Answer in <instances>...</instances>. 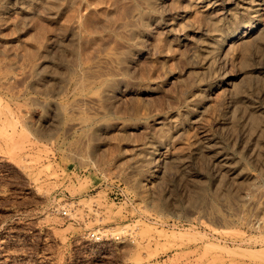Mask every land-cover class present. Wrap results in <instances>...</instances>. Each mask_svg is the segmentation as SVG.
Returning a JSON list of instances; mask_svg holds the SVG:
<instances>
[{
	"label": "rangeland",
	"instance_id": "374dc122",
	"mask_svg": "<svg viewBox=\"0 0 264 264\" xmlns=\"http://www.w3.org/2000/svg\"><path fill=\"white\" fill-rule=\"evenodd\" d=\"M209 1L0 0V264H264V32L210 51L264 0Z\"/></svg>",
	"mask_w": 264,
	"mask_h": 264
},
{
	"label": "bare ground",
	"instance_id": "6f19581e",
	"mask_svg": "<svg viewBox=\"0 0 264 264\" xmlns=\"http://www.w3.org/2000/svg\"><path fill=\"white\" fill-rule=\"evenodd\" d=\"M14 1V0H13ZM146 1V0H145ZM164 1V0H163ZM212 1V0H211ZM211 1H209V2H211ZM256 1V0H255ZM257 1H259L260 2V0H257ZM263 0H261V2H262ZM11 2V1H10ZM33 2H35V1H33ZM214 2V1H213ZM215 2H217V0L215 1ZM214 2V3H215ZM222 2V1H221ZM246 2L248 3V4H250L251 2H253V0H246ZM12 3H14V2H12ZM19 3V2H18ZM77 3V2H76ZM84 3V2H83ZM85 3H87V1L85 2ZM164 3V2H163ZM202 3V2H201ZM207 3V2H206ZM240 3V2H239ZM242 3V2H241ZM20 4H21V2H20ZM79 4V3H78ZM77 4V5H78ZM199 4V3H198ZM260 4H262L263 6H259V7H256L255 5L254 6H252V5H248L247 7L248 8H250V10H252V15H251V17H250V19L247 21V22H245V24L242 26V31L240 32L239 31V29L237 30V33H236V30H234V29H230V30H228V31H226L225 33H223L222 35H220L221 36V38H219L220 40H221V42L219 43V45L217 44V45H213V46H211V52L212 53H214V55H220V53H227V52H229L232 48H234L235 46H238V45H241V44H245V43H248L253 37H256V36H258V34H260L261 32H264V20H263V14H264V3H260ZM7 5H8V3H7ZM85 5V4H84ZM206 5V4H205ZM19 6V5H18ZM32 6V5H31ZM37 6H39V5H37ZM210 6V5H209ZM212 6V5H211ZM224 6V5H223ZM251 6V7H250ZM13 7H14V5H13ZM16 7H17V5H16ZM205 7H208V6H205ZM246 7V8H247ZM214 8V7H213ZM240 8H242V7H240ZM14 9H15V7H14ZM84 9V8H83ZM94 9V8H93ZM211 9V8H210ZM218 9V8H217ZM8 10V9H7ZM90 10V9H89ZM20 11H21V9H20ZM88 11V10H87ZM93 11V10H92ZM206 10H204V12H205ZM214 11H216V10H214ZM244 11V10H243ZM6 12V11H5ZM23 12V11H22ZM46 12V11H45ZM187 12V11H186ZM26 13V12H25ZM24 13V14H25ZM28 14H30L29 12H27ZM92 13V12H91ZM2 14V13H1ZM19 14V13H18ZM23 14V13H22ZM47 14V13H46ZM51 14V13H50ZM62 14V13H61ZM187 14V13H186ZM202 14L204 15V13L202 12ZM25 15H27V14H25ZM58 15V14H57ZM60 15V14H59ZM181 15V14H180ZM77 16V15H76ZM205 16V15H204ZM233 16V15H232ZM56 17H58V16H56ZM186 17V16H185ZM184 17V18H185ZM77 18H78V16L76 17V19L75 20H77ZM208 18V17H207ZM79 19V18H78ZM206 19V18H205ZM74 20V21H75ZM136 20V19H135ZM182 20V19H181ZM183 20H185V19H183ZM215 20V19H214ZM180 21V20H179ZM228 21V20H227ZM187 23V22H186ZM212 23V22H211ZM85 24V23H84ZM87 24H89V23H87ZM190 24V23H189ZM71 25H73V24H71ZM178 25V24H177ZM223 25H224V23H223ZM83 26V25H82ZM71 27V26H70ZM216 28V27H215ZM75 29V28H74ZM82 29V28H81ZM83 29H84V27H83ZM132 29V28H131ZM181 29V28H180ZM128 30V29H127ZM176 30V29H175ZM82 31H84V30H82ZM181 31V30H180ZM210 31V30H209ZM191 32V31H190ZM80 33V32H79ZM84 33H86V32H84ZM187 33V32H186ZM82 34V33H81ZM93 34V33H92ZM183 34V33H182ZM192 34V33H191ZM146 35V34H145ZM212 35V34H211ZM87 37H88V35H86ZM210 36V35H209ZM214 36H215V34H213V37H212V39L214 38ZM53 37V36H52ZM69 37V36H68ZM188 37V36H187ZM190 37V36H189ZM83 38H85V36L83 37ZM127 38V37H126ZM189 39V38H188ZM208 39V38H207ZM52 43V42H51ZM125 44V43H124ZM129 44V43H128ZM215 44V43H214ZM131 45V44H130ZM56 46V45H55ZM49 47V46H48ZM52 47V46H51ZM58 47V46H57ZM263 47V46H262ZM54 48V47H53ZM209 48V47H208ZM263 51H264V49H263ZM44 52V51H43ZM206 52V51H205ZM204 52V53H205ZM208 52V51H207ZM69 53V52H68ZM205 55V54H204ZM237 55V54H236ZM73 56V55H72ZM240 56H241V54H240ZM202 57V56H201ZM114 58V57H113ZM220 58V57H219ZM218 58V59H219ZM229 58V57H228ZM239 58V57H238ZM238 58H237V60H238ZM73 61H74V59H72ZM80 60V59H79ZM208 60H210V59H208ZM207 60V62H209ZM220 60V59H219ZM223 60V59H222ZM230 60V59H229ZM18 61V60H17ZM72 61V62H73ZM221 61V60H220ZM99 62V61H98ZM215 62V61H214ZM224 62V61H223ZM227 62V61H226ZM230 62V61H229ZM9 63V62H8ZM21 63H23V62H21ZM43 63H44V61H43ZM79 63V62H78ZM218 63V62H217ZM238 63V62H237ZM15 64V63H14ZM51 64V63H50ZM97 64V63H96ZM8 65V64H7ZM22 66V65H21ZM3 67V66H2ZM30 67V66H29ZM28 67V68H29ZM53 67V66H52ZM77 67H78V65H77ZM91 67H93V66H91ZM90 67V68H91ZM217 67V66H216ZM239 67V66H238ZM25 68V67H24ZM220 68H221V66H220ZM259 68V67H258ZM263 68V67H262ZM262 68H260V69H262ZM63 69H65L64 67H63ZM62 69V70H63ZM71 69V68H70ZM79 69V68H78ZM81 69H83L82 67H81ZM202 69V68H201ZM205 69H206V67H205ZM256 69V68H255ZM11 70V69H10ZM72 70H74L73 68H72ZM79 71H81V70H79ZM92 71V70H91ZM96 71V70H95ZM106 71V70H105ZM219 71V70H218ZM258 71V70H257ZM27 72H30V70H28ZM97 72H100V70L99 71H96V74H97ZM102 72V71H101ZM240 72V71H239ZM243 72V71H242ZM256 72V71H255ZM263 72V71H262ZM15 73V72H14ZM32 73H34L33 71H32ZM106 73H108V72H106ZM106 73H103V74H105L106 75ZM116 73V72H115ZM199 73V72H198ZM244 73V72H243ZM254 73V72H253ZM257 73V72H256ZM258 73H259V71H258ZM26 74V73H25ZM31 74V73H30ZM30 74L28 75V74H26V75H28V76H30ZM91 74V73H90ZM109 74H111V72L109 73ZM119 74V73H118ZM121 74V73H120ZM119 74V75H120ZM212 74V73H211ZM219 74V73H218ZM262 74V73H261ZM11 75V74H10ZM9 75V76H10ZM18 75V74H17ZM36 75V74H35ZM76 75V74H75ZM93 75V74H92ZM118 75V76H119ZM123 75V74H122ZM213 75V74H212ZM221 75V74H220ZM239 75V74H238ZM242 75V74H241ZM264 75V74H263ZM24 77H25V75H23ZM33 76V75H32ZM87 76H88V74H87ZM116 76V75H115ZM262 76V75H261ZM7 77V76H6ZM16 77V76H15ZM24 77L22 78L23 80H24ZM34 77V76H33ZM47 77H48V75H47ZM72 77V76H71ZM96 77V76H95ZM98 77V76H97ZM120 77V76H119ZM228 77H230V76H228ZM225 78L224 79V82L223 83H225L228 87L227 88H225V89H228V88H232V86H233V80L232 79H229V78ZM9 78V77H8ZM14 78V77H13ZM12 78V79H13ZM21 78V77H20ZM73 78V77H72ZM231 78V77H230ZM235 78V77H234ZM3 79V78H2ZM6 79V78H5ZM18 79V78H17ZM21 79V80H22ZM26 79H28V77H26ZM25 79V80H26ZM95 79V78H94ZM221 79V78H220ZM219 79V80H220ZM86 80V79H85ZM84 80V81H85ZM18 81V80H17ZM28 81V80H27ZM49 81V80H48ZM93 81V80H92ZM106 81V80H105ZM20 82H22V81H20ZM32 82H33V80H32ZM35 82V81H34ZM101 82V81H100ZM216 82H218V81H216ZM222 82V81H221ZM27 83V82H26ZM47 83V82H46ZM53 83V82H52ZM55 83V82H54ZM63 83V82H62ZM67 83V82H66ZM89 83H91V81L89 82ZM88 83V84H89ZM2 84V83H1ZM3 84H4V82H3ZM27 84H29V82L27 83ZM65 84V83H64ZM221 84V83H220ZM5 85H6V83H5ZM24 85V84H23ZM30 85V84H29ZM32 85V84H31ZM86 85V84H85ZM223 85V84H222ZM17 86V85H16ZM26 86V85H25ZM57 86V85H56ZM201 86V85H200ZM205 86V85H204ZM203 86V87H204ZM219 85L218 84H216V83H214V84H212L211 86H209V88L210 89H212V88H214V87H218ZM10 87V86H9ZM31 87V86H30ZM89 87V86H88ZM17 88V87H16ZM26 88V87H25ZM57 88V87H56ZM64 86L63 85H61V88H60V90L58 91V93L60 92V93H62L63 91H65L64 90ZM220 88V87H219ZM222 88V87H221ZM12 89V88H11ZM224 89V90H225ZM73 90H74V88H73ZM73 90H71V91H73ZM196 90V89H195ZM208 90V89H207ZM213 90H215V89H213ZM219 90V89H218ZM209 91V90H208ZM217 91V90H216ZM216 91H214V92H216ZM227 91V90H226ZM230 91V90H229ZM16 92V91H15ZM20 92H21V90H20ZM199 92V91H198ZM202 92V91H201ZM210 92H211V90H210ZM213 92V91H212ZM211 92V93H212ZM113 93V92H112ZM207 93V92H206ZM227 93H228V91H227ZM15 94V93H14ZM26 94V93H25ZM13 95V94H12ZM53 95V94H52ZM55 95V94H54ZM58 95V94H57ZM217 95V94H216ZM20 96V95H19ZM207 96H209V94L207 95ZM30 97V96H29ZM28 97V98H29ZM36 97V96H35ZM58 97V96H57ZM190 97V96H189ZM246 97V96H245ZM32 98V97H31ZM51 98V97H50ZM91 98V97H90ZM213 98V97H212ZM30 99V98H29ZM79 99H81V100H83L82 98H79ZM92 99V98H91ZM97 99H98V97H97ZM96 99V100H97ZM249 99V98H248ZM247 99V100H248ZM86 100V99H85ZM94 100V99H93ZM39 101V100H38ZM40 101H41V99H40ZM43 101V100H42ZM41 101V102H42ZM88 101H89V99H88ZM15 102H17V101H15ZM34 102V101H33ZM41 102H40V104H41ZM44 102V101H43ZM46 102V101H45ZM72 102V101H71ZM211 102V101H210ZM241 102V101H240ZM249 102V101H248ZM251 102V101H250ZM249 102V103H250ZM25 103V102H24ZM31 103H32V101H31ZM35 103V105H36V102H34ZM47 103V102H46ZM73 103V102H72ZM109 103V102H108ZM205 103V102H204ZM233 103V102H232ZM237 103V102H236ZM17 104H19V102H17ZM16 104V105H17ZM33 104V103H32ZM54 104V103H53ZM88 104V103H87ZM96 104V103H95ZM235 104V103H234ZM21 105V104H20ZM19 105V106H20ZM24 105V104H23ZM34 105V104H33ZM37 105H38V103H37ZM63 105H65V104H63ZM63 105H61V106H63ZM71 105V104H70ZM69 105V106H70ZM74 105H76V104H74ZM90 105V104H89ZM100 105V104H99ZM98 105V106H99ZM104 105V104H103ZM189 105V104H188ZM192 105V104H191ZM206 105V104H205ZM205 105H203V107L205 106ZM25 106H27V104L25 105ZM83 106V105H82ZM92 106H94V105H92ZM107 106H109L108 104H107ZM193 106V105H192ZM195 106V105H194ZM217 106H219V105H217ZM231 106V105H230ZM229 106V107H230ZM260 105H258V107H259ZM7 107H9L8 105H7ZM6 107V108H7ZM18 107V106H17ZM21 107V106H20ZM20 107L19 108H17V110H20ZM24 107V106H23ZM30 107H33V106H31L30 105ZM86 107L87 106H85V109H86ZM104 107V106H103ZM110 107V106H109ZM183 107V106H182ZM197 107V106H196ZM199 107V106H198ZM233 107V106H232ZM16 108V107H15ZM73 108H74V106H73ZM72 108V109H73ZM79 108H82V107H79ZM84 108V107H83ZM88 108V107H87ZM92 108V107H91ZM95 108V107H94ZM215 108V107H214ZM23 109V108H22ZM55 109V108H54ZM62 109H63V107H62ZM99 109V108H98ZM199 109V108H198ZM258 109V108H257ZM262 109V108H261ZM4 110V109H3ZM39 110H41L40 108H39ZM66 110V109H65ZM95 110V109H94ZM201 110V109H200ZM251 110V109H250ZM260 110V109H259ZM23 111V110H22ZM27 111V110H26ZM30 110H28V112H29ZM77 111V110H76ZM79 111V110H78ZM96 111H97V109H96ZM108 111V110H107ZM186 111V110H185ZM202 111V110H201ZM214 111V110H213ZM232 111V110H231ZM9 112V111H8ZM20 112V111H19ZM100 112H101V110H100ZM106 112V111H105ZM109 112V111H108ZM187 112V111H186ZM185 112V113H186ZM188 112H190V111H188ZM187 112V113H188ZM210 112V111H209ZM251 112V111H250ZM18 113V112H17ZM37 113V112H36ZM53 113V112H52ZM94 113V112H93ZM182 113H184V112H182ZM184 113V114H185ZM212 112H210V114H211ZM215 113H217V112H215ZM229 113V112H228ZM19 114V113H18ZM28 114V113H27ZM38 114V113H37ZM199 114V113H198ZM201 114V113H200ZM209 114V115H210ZM213 114V113H212ZM220 114V113H219ZM240 114V113H239ZM239 114H237V115H239ZM5 115V114H4ZM3 115V116H4ZM7 115V114H6ZM6 115H5V117H6ZM11 115V114H10ZM33 115H35V114H33ZM32 115V117H34ZM103 115V114H102ZM101 115V116H102ZM174 115V114H173ZM188 115V114H187ZM193 115V114H192ZM207 115V114H206ZM209 115H207V116H209ZM216 115V114H215ZM218 115V114H217ZM13 116V115H12ZM43 116V115H42ZM177 116V115H176ZM204 116V115H203ZM207 116H205V117H207ZM16 117H19V116H17V114H16ZM15 117V118H16ZM178 117V116H177ZM183 117V116H182ZM181 117V118H182ZM189 117H191V116H189ZM197 117V116H196ZM211 117V116H210ZM0 118H2L1 116H0ZM23 118V116H21V120L23 121L24 119H22ZM59 118V117H58ZM104 118V117H103ZM175 118V117H174ZM5 119V118H4ZM6 119H8V118H6ZM34 119V118H33ZM50 119V118H49ZM62 119V118H61ZM102 119V118H101ZM113 119V118H112ZM128 119V118H127ZM180 119V118H179ZM193 119V118H192ZM201 119V118H200ZM214 119H216V117L214 118ZM3 120V119H2ZM32 120V119H31ZM35 120V119H34ZM38 120V119H37ZM39 120H40V118H39ZM53 120V119H52ZM80 120V119H79ZM194 120V119H193ZM199 120V119H198ZM25 121V120H24ZM56 121V120H55ZM98 121V120H97ZM134 121H136V120H134ZM139 121V120H138ZM218 121H221V120H218ZM224 121V120H223ZM3 122V121H2ZM1 122V123H2ZM32 122V121H31ZM42 122V121H41ZM47 122H48V120H47ZM54 122V121H53ZM73 123H74V121H72ZM123 122V121H122ZM121 122V123H122ZM178 122V121H177ZM181 122V121H180ZM216 121L214 120V122L212 121L211 123H215ZM19 123V122H18ZM18 123H17V121L16 120H14V121H10V125L12 126V130H13V132L12 133H10L11 135H9L8 134V132H7V134L6 133H4V138H5V141H6V144H8V145H11V150L12 149H15V148H13V146L14 147H17V145H18V143H16V142H18L17 140V138L18 137H16V140H15V137H14V135H15V133L14 132H17L18 131ZM21 123H24V126H22L23 128L26 126L25 125V122H21ZM43 123V122H42ZM45 123H46V121H45ZM55 123H58V122H55ZM68 123V122H67ZM112 123H114V121L112 122ZM124 123V122H123ZM173 123V122H172ZM189 123V122H188ZM191 123V122H190ZM200 123V122H199ZM208 123V122H207ZM220 123V122H219ZM224 123V122H223ZM27 124V123H26ZM28 124H29V122H28ZM50 123H48V125H49ZM101 124V123H100ZM115 124V123H114ZM195 124V123H194ZM202 124V123H201ZM206 124V123H205ZM204 124V125H205ZM225 124V123H224ZM4 125V124H3ZM3 125H1L2 127H3ZM9 125V124H8ZM10 125H9V127H10ZM42 125V124H41ZM75 125H76V123H74L73 124V126L75 127ZM104 125H105V123H104ZM104 125H102V126H104ZM124 125H125V123H124ZM174 125V124H173ZM193 125V124H192ZM207 125V124H206ZM218 125V124H217ZM221 125H222V123L220 124V127H221ZM47 126V125H46ZM85 126V125H84ZM175 126V125H174ZM198 126V125H197ZM196 126V127H197ZM201 126H203V125H201ZM1 127V129H3ZM118 127V126H117ZM181 126H179V128H180ZM184 127V126H183ZM182 127V128H183ZM195 127V126H194ZM199 127H200V125H199ZM204 127V126H203ZM210 127V126H209ZM20 128V127H19ZM92 128V127H91ZM97 128V127H96ZM104 128V127H103ZM134 128V127H133ZM181 128V129H182ZM193 128V127H192ZM200 128H202V127H200ZM213 128V127H212ZM226 128H228V127H226ZM248 128V127H247ZM1 129H0V131H1ZM73 129V128H72ZM82 129V128H81ZM90 129V128H89ZM93 129V128H92ZM131 129V128H130ZM184 129H186V128H184ZM184 129L182 130V131H184ZM189 129V128H188ZM211 129V128H210ZM4 130V129H3ZM2 130V131H3ZM91 130V129H90ZM106 130V129H105ZM209 130V129H208ZM214 130V129H213ZM21 131V130H20ZM98 131V130H97ZM190 131V130H189ZM230 131V130H229ZM245 131V130H244ZM4 132V131H3ZM3 132H0V133H3ZM6 132V131H5ZM19 132V131H18ZM176 132H178V130L176 131ZM175 132V133H176ZM201 132V131H200ZM199 132V133H200ZM203 132H205V131H203ZM20 133H22V132H20ZM202 133V132H201ZM225 133V132H224ZM258 133V132H257ZM13 134V135H12ZM177 134V133H176ZM175 134V135H176ZM203 134V133H202ZM217 134H219L218 132H217ZM222 134V133H221ZM18 135V134H17ZM21 134H19V137H21L20 136ZM40 135V134H39ZM184 135V134H183ZM194 134H192V136H193ZM197 135H199V137L201 136L200 134H197ZM223 135V134H222ZM227 135V134H226ZM248 135V134H247ZM0 136H2L1 134H0ZM13 136V137H12ZM191 136V137H192ZM204 136V137H203ZM220 136V135H219ZM218 136V137H219ZM182 137V136H181ZM180 137V138H181ZM202 137H203V139L199 142V144L197 145V146H195V152L196 153H200V154H203L205 157H208V156H210L211 157V159H212V161H214L217 165H219L220 166V170L221 169H223V170H227V172L230 174V175H232V176H234V174L238 171V169L240 168H238V166L236 167V166H232L233 165V161H241V158H237L236 157V155H235V153H231L232 152V150H231V148H229L230 150H231V152H229L228 150H227V148L222 144V141L220 140V139H218V138H216V137H214V136H211L210 134H208V133H206L205 132V135H202ZM230 137V136H229ZM245 137V136H244ZM39 138V137H38ZM88 138V137H87ZM187 138V137H186ZM198 138V137H197ZM224 138V137H223ZM184 139V138H183ZM234 139V138H233ZM246 139V138H245ZM4 140V139H3ZM23 140V139H22ZM198 140V139H197ZM224 140V139H223ZM242 140V139H241ZM157 141V140H156ZM255 141V140H254ZM24 142V141H23ZM33 142V141H32ZM32 142H30V143H32ZM188 142V141H187ZM225 142V141H224ZM223 142V143H224ZM243 142V141H242ZM241 142V143H242ZM256 142V141H255ZM26 143V142H25ZM153 143V142H152ZM156 143V142H155ZM182 143V142H181ZM194 143H196V141L194 142ZM262 143V142H261ZM1 144V143H0ZM15 144V145H14ZM178 144V143H177ZM186 144V143H185ZM189 144V143H188ZM225 144V143H224ZM228 144V143H227ZM249 144V143H248ZM255 144V143H254ZM3 145V144H2ZM176 145V144H175ZM226 145V144H225ZM230 145V144H229ZM242 145L243 144H241V146L240 147H242ZM250 145V144H249ZM252 145L253 144H251V147H252ZM4 146H7V145H5L4 144ZM22 146V145H21ZM20 146V147H21ZM31 146V145H30ZM36 146V145H35ZM165 146V145H164ZM178 146V145H177ZM27 147H28V145H27ZM26 147V148H27ZM176 147V146H175ZM247 147V146H246ZM9 148V147H8ZM160 149L161 148V146L160 145H157V147L155 146L151 151H150V154L149 155H151V154H153L154 153V150L155 149ZM166 148V147H165ZM239 148V147H238ZM247 148H249V146L247 147ZM253 148V147H252ZM10 149V148H9ZM19 149H21V148H19ZM251 149V148H250ZM249 149V150H250ZM2 150V149H1ZM4 150V149H3ZM8 150V149H7ZM22 150V149H21ZM184 150H185V148H184ZM258 150V149H257ZM256 150V151H257ZM10 151V150H9ZM14 151V150H13ZM171 151V150H170ZM169 151V152H170ZM188 151H189V149H188ZM251 151V150H250ZM250 151H247V152H250ZM3 152V151H2ZM187 152V151H186ZM185 152V154H187ZM160 153H162V156H165L164 158L166 159V160H168V162H170L169 160H171L173 157V155L170 157V155H169V153L167 154L166 152H161L160 151ZM192 153V152H191ZM246 153V152H245ZM257 153V152H256ZM262 153V152H261ZM3 154V153H2ZM8 154H11V153H8ZM27 154V153H26ZM166 154V155H165ZM248 154V153H247ZM5 155V154H4ZM7 155V154H6ZM157 155H159V154H157ZM191 155V154H190ZM10 156V155H9ZM161 156V155H160ZM195 156H196V154H195ZM248 156V155H247ZM2 157V156H1ZM5 157V156H4ZM11 157V156H10ZM253 157H254V155H253ZM157 158V157H156ZM156 158H154V159H156ZM163 158V159H164ZM189 158H190V156H189ZM196 158V157H195ZM1 159V158H0ZM9 159V158H8ZM11 159H12V157H11ZM21 158H19V160H20ZM157 159H159V158H157ZM249 159H251V158H249ZM257 159V158H256ZM33 160H35L34 158H33ZM36 161V160H35ZM159 161H162V160H159ZM163 161H165V160H163ZM263 161V160H262ZM138 162V161H137ZM185 162V161H184ZM157 163V162H156ZM162 163V162H161ZM164 163V162H163ZM169 164V163H168ZM260 164V163H259ZM261 164H263V163H261ZM160 166L162 165V164H159ZM157 167H158V165H156ZM212 166V165H211ZM249 166V165H248ZM264 166V165H263ZM145 167V166H144ZM147 167V166H146ZM151 167H153L154 168V166H151ZM159 168V167H158ZM157 168V169H158ZM228 168V169H227ZM263 168V167H262ZM152 169V168H151ZM213 170V169H212ZM230 170V171H229ZM159 171V170H158ZM214 171V170H213ZM222 171V170H221ZM231 172V173H230ZM154 173V172H153ZM156 173H158V172H156ZM156 175H158V174H156ZM156 175H155V177H156ZM219 175V174H218ZM229 175V176H230ZM250 175V174H249ZM148 176V175H147ZM235 176L237 177H239L240 175L239 174H235ZM258 176V175H257ZM251 177V176H250ZM253 177V176H252ZM148 178V177H147ZM216 178H217V175H216ZM219 178V177H218ZM231 177H229L228 179H230ZM248 178V177H247ZM240 179V178H239ZM238 180V179H237ZM245 181V180H244ZM226 184V183H225ZM146 186V185H145ZM234 190V189H233ZM262 191H264V190H262ZM222 193V192H221ZM243 194V193H242ZM239 195H241V194H239ZM249 195V194H248ZM259 199H261L260 197H259ZM259 201V200H258ZM257 202V201H256ZM255 204H257V203H254V205H253V207L255 206ZM259 204V203H258ZM213 205V204H212ZM255 210V209H254ZM204 219V218H203ZM204 221V220H203ZM255 227V226H254Z\"/></svg>",
	"mask_w": 264,
	"mask_h": 264
},
{
	"label": "built area",
	"instance_id": "2783aa9c",
	"mask_svg": "<svg viewBox=\"0 0 264 264\" xmlns=\"http://www.w3.org/2000/svg\"><path fill=\"white\" fill-rule=\"evenodd\" d=\"M63 214H64V215H67V214H68V211L65 209V210L63 211Z\"/></svg>",
	"mask_w": 264,
	"mask_h": 264
}]
</instances>
